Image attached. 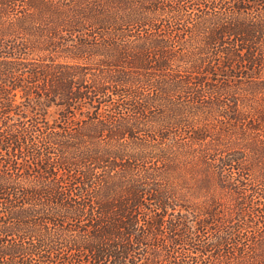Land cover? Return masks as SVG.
<instances>
[{
	"label": "trees",
	"instance_id": "16d2710c",
	"mask_svg": "<svg viewBox=\"0 0 264 264\" xmlns=\"http://www.w3.org/2000/svg\"><path fill=\"white\" fill-rule=\"evenodd\" d=\"M56 1L24 0L32 11L15 17L22 1L0 0V118L10 120L11 94L22 91L33 113L25 126L0 128V264H264V251L236 245L233 225L217 227L215 245L202 243L194 229H213L212 214L191 231L161 169L172 163L163 140L172 125L189 126V115L160 97L197 107L211 92L214 102L234 84L207 91L206 74L228 78L229 69L262 64L264 0L237 4L225 17L199 14L196 0L192 27L203 43L178 57L155 26L160 0H75L54 17ZM169 1L174 20L190 19L184 0ZM86 24L92 30L82 39ZM69 37L74 43L61 50L75 62L45 53Z\"/></svg>",
	"mask_w": 264,
	"mask_h": 264
},
{
	"label": "rangeland",
	"instance_id": "374dc122",
	"mask_svg": "<svg viewBox=\"0 0 264 264\" xmlns=\"http://www.w3.org/2000/svg\"><path fill=\"white\" fill-rule=\"evenodd\" d=\"M21 1L17 5V9H14L13 12L10 11V15L14 14L15 17H20L23 13L32 11L23 5L24 0ZM197 1L200 3L198 9H202L199 14H218L222 17L231 15L233 6L243 3L244 6L250 7L252 2L247 0ZM197 1L184 0L179 3L186 9L190 19L192 16L191 20L187 18L174 20L173 18L177 15L174 14L175 12L171 13L170 10L172 11L177 6L176 3L160 0L155 15L157 19L155 26L159 29L157 30L159 38L165 40L170 37L166 48L171 53L170 56L178 57L184 51L202 46L203 42L199 33H194L192 27L195 23L193 22L195 14L198 13L197 6H195ZM74 2L75 0H57L56 3L61 5V12L54 17L64 15L66 10L74 5ZM70 11L73 13V10ZM52 17L53 14L47 15L51 21H53ZM84 26L88 31L81 33L82 39L92 30H90L92 27L89 24ZM35 37L36 35L32 39L35 40ZM50 37H47L46 40L50 41ZM61 37L68 38L64 35ZM70 38L68 41L65 38L66 41L63 42L62 47L51 48L45 53L47 55L55 53L54 56L58 62H75L68 57L70 55L67 52L68 49L61 50L65 45L69 47L74 43V39ZM220 47L222 46L219 45L218 48ZM214 48L213 50H217V47ZM34 52L37 53L38 50L34 49L32 53ZM191 55L192 61L194 55ZM202 56L200 55L201 58H203ZM208 59L209 57L205 56V60ZM260 65L256 66L254 70L249 69V71L245 68L240 71L236 69L235 72L229 69L228 78L222 77L216 72L206 74L205 88L207 91L209 87L218 86L222 81L225 84H234L228 85L233 89L222 93L219 100L214 102H210L213 101L211 98L212 96L215 98L217 95L214 93L210 95L211 92H203L207 94H204L205 96L200 102L202 105L197 107L189 106L191 103L188 99L180 98L181 101H179L180 99L176 98V95L161 94L160 96L164 103L167 100L171 101V106L180 104L183 107L181 111L189 115V126L187 124L185 126L172 125L170 136L163 140L162 145L168 149L172 163L169 167L165 165L161 169L168 173L169 178L165 182L171 181L170 184L174 186L177 197L185 205V209L181 211L188 216V225L191 231L196 227V221H201V218L211 214L214 217L213 223L216 225L212 226L211 230L207 229V233H200L194 229L195 235L201 239L202 243L212 241V244L215 245L214 238L217 234V227L233 225L235 229L228 231H233L238 235V238L235 237L240 241L239 244H236L237 246L246 247L252 243L251 246L254 249L264 251V61ZM204 66L206 65L204 64ZM183 69L186 70V68ZM233 73L238 74L239 78L234 77ZM22 92L11 94L12 109L15 110L7 116L10 119L8 121L4 120V115L7 114H2L0 128H3V125L7 123L16 124L17 121H22L23 125L29 124L30 116L33 113L27 106L28 93ZM155 94L156 91L153 90L152 97ZM216 101H221L222 107L212 109L214 106L212 103H216ZM104 108L107 109V107ZM17 113L19 115H15ZM46 113L47 115L43 117L47 120H51L55 116L54 108L48 109ZM198 123L199 125H197ZM231 157L235 161L229 165ZM244 220L250 221L251 227L243 229ZM247 237H251L252 240ZM176 249L180 251L179 247ZM216 251L213 248L209 257L212 256V252L214 255Z\"/></svg>",
	"mask_w": 264,
	"mask_h": 264
}]
</instances>
